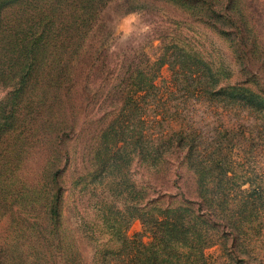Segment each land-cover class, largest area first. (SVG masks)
<instances>
[{"label":"rangeland","instance_id":"374dc122","mask_svg":"<svg viewBox=\"0 0 264 264\" xmlns=\"http://www.w3.org/2000/svg\"><path fill=\"white\" fill-rule=\"evenodd\" d=\"M22 3L18 4L24 12L18 13L19 21L33 18L35 7L25 0ZM168 3L141 0L136 5L131 0H112L106 4L92 34L83 42L87 52L79 58L80 64H86L89 57L85 55L90 54L104 65L99 63L100 67L96 66L87 80L80 76L85 84L81 81L69 84L72 93L66 92L64 86L54 88L52 77L63 72L54 62L61 54L54 50L56 42H53L45 54L50 65H43L34 77V88L27 89L13 106L18 108L16 122L4 123L6 118L0 116V123L8 124L0 131V171L10 166L15 170L9 185L5 175L0 176V264H133L128 261L133 248H139L141 262L137 264H150L143 259L145 247L153 239L157 211L144 213L131 209L140 198L137 193L135 198L129 197L127 181L140 190H144L141 184L149 181L154 196L171 199L173 204L190 201L193 206L192 201L200 199L193 159L197 154L206 169V190L202 192L206 203L201 212L206 215L213 208L215 215L212 212L211 215L216 223L205 218L203 223L190 220L193 226L183 235L188 238L173 245L174 251H170L179 257L162 264H264V104L243 107L232 98L226 103L200 95L197 92L200 85L191 88L184 81L179 86L174 84L177 77L174 64L169 61L172 31L181 32L183 39L210 58L218 79L239 83L241 77L227 44L192 19L181 18ZM133 6L139 7L131 9ZM13 8L16 5L7 10ZM246 8L248 19L264 45V0H246ZM7 13L5 20L17 18L16 13ZM11 30L12 27L5 30L1 44L15 38ZM0 52L3 54L2 49ZM5 53H13L0 57L3 67L9 68L11 57L17 52ZM257 59L258 54L254 61ZM113 61L121 64L119 74L124 71L125 76L132 75L135 80L108 78L110 66L105 65ZM257 65L260 67H256L257 72L263 76L264 63ZM146 69L153 72L154 83L148 93L139 92L135 99L114 98L121 89L133 90L136 76ZM7 73L0 79V115L2 105L11 109L7 100L11 84L16 82ZM253 80L259 84V78L254 76ZM116 84L120 86L113 88ZM239 85L244 88V84ZM134 103L139 107L134 108ZM61 123H67L68 127L61 128ZM55 132L61 135L65 149L73 156L61 172L63 224L67 230L65 238L79 260H66V251L61 260H45L44 241L29 227L31 219L43 222L42 206L39 202L30 210L29 206L24 207L27 201L19 205L20 200L15 198V192L43 182L37 169L43 164L46 147H51V142L43 139ZM141 134L146 136V142L135 144ZM160 138L169 142L161 146ZM124 139L127 143H123ZM175 139L180 144L179 152L171 155L176 148L169 143ZM147 147L151 151L165 149L168 161L160 167L155 159L141 162L139 152ZM18 151L24 152L20 162L16 159ZM187 151L193 161L185 172L178 158ZM113 152L117 154L111 158ZM116 162H121L120 166ZM226 174L230 178L224 181ZM96 181L100 182L97 186ZM126 196L129 200L125 201ZM255 196L258 200L251 204ZM141 200V205L148 204L146 197ZM197 237L199 241L189 239ZM165 248L159 246L162 254L168 252ZM119 257L124 260H115Z\"/></svg>","mask_w":264,"mask_h":264},{"label":"trees","instance_id":"16d2710c","mask_svg":"<svg viewBox=\"0 0 264 264\" xmlns=\"http://www.w3.org/2000/svg\"><path fill=\"white\" fill-rule=\"evenodd\" d=\"M22 1L24 0H0V44L7 28L12 27L11 31H14L12 35L15 36V38L12 37L11 40L0 45V49L3 50V54H1L0 57L5 58L13 54L5 53V51L12 50L17 52L11 57L13 62L9 65V68H4V63L0 59V79L4 77L7 71V76L13 79V81H16L11 84L12 89L7 100L11 103V109L9 111L2 105L0 116L4 115V118H6V120L3 121L4 123H8V120H10L13 124L16 122V118H18V114L15 112L18 108L17 106L13 108V106L25 95L24 92L27 89L30 90L31 87L34 88V77L39 73L43 65H50V62L45 61V54L51 48L50 46L53 42H56L54 50L58 54H61L59 55V59L54 62L59 66V71L63 72L61 76L57 75L58 77H52V85L54 88H57L56 86L58 85L64 86L67 87L64 88V90L70 92L71 87L69 84L74 85L76 81L77 83L81 81L85 84L84 79H81L80 76H84L85 80H87L90 77V72L96 66L100 67L99 63L104 65L99 59L92 58L90 54L85 55L89 57V61H87L86 64H80L79 58L83 53L87 52L85 51L86 47H84L83 42L92 34L94 29L93 25L96 23L101 9L112 0H25L28 5L32 4L35 7L34 16H31L33 18H25L19 21L18 13H24L22 12V7L18 5L21 4ZM131 1L139 5L141 0ZM157 1L166 4L169 2L168 4L174 8L176 14L181 18H190L192 21L216 33L232 52L234 62L238 65V74L241 77L239 83H227L223 78L218 79V77L215 76L216 70L213 68L214 65L210 58L204 55L202 51H197V49H195L196 47L188 40L183 39L180 36L181 32L174 33L172 31L174 40H171L173 46L170 48L172 50L169 54V61L174 64V74H176L177 77L174 80L176 86H179L180 81H184L186 86L188 85L191 88L200 85L197 90L200 95L209 96L210 99L217 98L226 103H228V98H232L233 101H237V105L243 107L256 108V105L264 104V75H260L256 70V67L260 68L257 64L264 63V45L259 40L254 26H252L251 21L248 19L246 0ZM39 2H42V5H37ZM15 5L16 8L7 10ZM159 6H163V4H159ZM138 7L139 6H133L131 9H137ZM58 8L61 9L59 10ZM8 11L16 13L17 18L13 21L5 20L8 17ZM84 13H89V16H84ZM35 17H39L40 19H35ZM257 54L258 59L254 61V56ZM108 66L110 67L107 70V76L111 80H116V77H119V81H122L126 77L127 79L135 80L132 75L125 76L124 71H122V74L118 73L119 68L121 69V64H119V62H109L105 67L107 68ZM76 72L78 73L76 74ZM220 74L221 71L217 69V75ZM254 76L259 78V84H256L255 80H253ZM152 79L153 72H151L150 69H146L136 76V81L132 83L134 86L133 90L131 89V91H129L127 88L123 90L119 89V96L116 95L114 98L116 99L118 97V100H126V98L129 97L138 98L137 94L139 92H144V94H146L150 91L151 86H154ZM239 84H244V88H241L240 86L242 85ZM117 86L120 85H113V88ZM125 87L128 86L125 85ZM251 87L259 89L254 90ZM191 91H193V89H191ZM237 99H242L240 100L242 102H238ZM133 106L134 108L139 107L136 103H134ZM52 119L54 120V118ZM140 121L144 124L142 118ZM6 125L8 124L0 123V131L5 130L4 126ZM60 125L61 128L68 127L67 123H61ZM115 132L117 131L115 130ZM168 139L172 140V136H168ZM43 141L51 142V147H46L43 153V164L37 169V174H41L43 182H37L38 184L41 183L40 186L37 183H32L27 190H19L22 192L20 195L18 194L19 191L15 192V198L20 200L19 205H24L25 201H27L28 203L25 204L24 207L29 206L28 208L30 210L39 202L42 206L43 222H38V218L31 219L32 222H29V227L37 234V237H42L44 241L43 246L47 248V252L44 253L43 256L45 260H61L64 251H66L67 255L66 260H79L77 253L73 251L70 242L65 238L67 230L63 224L61 172L64 166L67 168L73 156L70 150L65 149L64 140L57 132L52 136L49 133L44 137ZM173 141L174 142L169 144L174 143L176 149L171 151V155H176L179 152L178 147H180V144H177L176 139ZM144 142H146V136L141 134L135 144L138 143L142 145ZM160 142L161 146H163L165 142L169 141L165 138H160ZM123 143H127V140L124 139ZM143 149L141 150L142 153L139 152L142 157L141 162L148 158L155 159L154 162L156 161L157 166L160 167L168 161V154L164 153L165 149H155L152 151L149 150L148 147L145 150ZM23 153L24 152L19 151L16 153L17 161H22ZM116 154L117 152H113L111 158ZM40 156L42 155L40 154ZM179 159V164L182 167L181 169H184L186 172L192 165L193 160L191 159V152L187 151V153L183 155L180 154L178 161ZM193 159L195 162V171L198 172V195L200 197V199L192 201L193 206L190 201L181 202V204H173L171 199L168 201L161 195L154 196L152 193L154 189L151 188L149 181L141 184L144 190H140L138 187L135 188V184L127 181L129 182L126 186L129 190V197L135 198L138 194L140 198V201L134 203L131 209L141 210L144 213H147L146 211H150L151 209H156L157 211L154 230L152 231L154 233L153 239L146 245V256L143 259L150 264H155L156 262H159L157 264H162V262L168 263L169 260L172 262V258L179 257V255L176 254L171 255L170 251H174L173 245L186 241L188 237L183 235L189 232L188 230L193 226V223L190 222L193 218L195 221H202L201 223L205 221L203 218L211 223H216L215 218H213L214 216H212L213 214L211 215V212L215 215V210H213V208L208 210L206 215L201 212V207L206 203L203 199L204 195L202 194V192L206 190V183L204 182L206 181L204 175L206 169L199 154H197L196 157L194 156ZM114 164L120 166L121 162H116ZM0 167L2 166L0 165ZM23 170H25V168L22 169V172ZM14 171L13 166L0 171V176L5 175V182L8 185L12 181L10 180L11 177H14ZM178 172L179 171H177V174L181 176L182 174L180 175ZM229 178L230 177L226 174L223 179L225 181ZM94 183L95 186H97L100 182L96 181ZM11 188L3 192L4 195H6ZM13 190L15 191V188H13ZM145 197L147 198L146 203L148 202V204L141 205V198L145 199ZM126 200H129L127 196L125 198V201ZM256 200H258V196L252 198L251 204L256 203ZM244 202L245 200H240V203ZM149 205H151V208H147ZM128 206L130 207V203H128ZM158 233H160V235H158ZM189 239H196L199 241L198 237ZM159 246L162 247L163 250L166 246L165 249L168 252L162 254L159 250ZM177 252L181 256L184 254L179 250ZM58 255H61V257ZM140 259L139 248H133L132 256H130L128 261L137 264L136 262H141ZM115 260L124 259L119 257Z\"/></svg>","mask_w":264,"mask_h":264}]
</instances>
